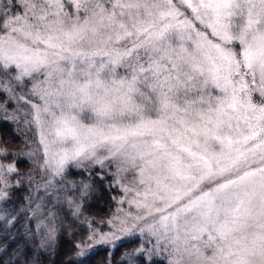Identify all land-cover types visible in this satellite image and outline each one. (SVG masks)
I'll list each match as a JSON object with an SVG mask.
<instances>
[{
    "label": "snow or ice",
    "instance_id": "snow-or-ice-1",
    "mask_svg": "<svg viewBox=\"0 0 264 264\" xmlns=\"http://www.w3.org/2000/svg\"><path fill=\"white\" fill-rule=\"evenodd\" d=\"M0 112L39 156L0 144V264L75 223L77 256L139 233L166 264H264V0H0ZM107 176L127 210L100 233L78 218Z\"/></svg>",
    "mask_w": 264,
    "mask_h": 264
},
{
    "label": "trees",
    "instance_id": "trees-1",
    "mask_svg": "<svg viewBox=\"0 0 264 264\" xmlns=\"http://www.w3.org/2000/svg\"><path fill=\"white\" fill-rule=\"evenodd\" d=\"M13 107H15V103H13ZM3 115L4 113L0 112V144L6 146L15 157L14 159L9 157L3 162L15 164L22 174H31L33 173V161L39 159V156L35 154L38 139L36 127L34 124L17 122L11 118L5 121ZM8 115L9 117L13 115L12 108H9ZM72 172L73 175L69 177L71 180H84L87 177V173H80L79 169H72ZM95 175L94 172V178ZM111 181V176L105 177L103 182L98 179L95 180L97 192L83 204L82 215L78 218L79 221H83L85 218L90 222L95 221L91 226L100 233L110 230L109 224L105 222L112 219L113 214L117 212L120 206L116 200L110 198L109 192L105 190L104 185L111 183ZM27 187V184L21 185L20 190L15 192L14 199L23 203L20 198L28 194ZM111 195L119 197L120 193L114 188ZM63 207L62 215L66 216V224L77 219L71 215L72 209H69L67 205ZM29 226L35 230L34 222L29 221ZM89 230L87 226L75 223L71 230L58 233L53 250L45 254L42 264H153V262L166 264V260L163 258H150L149 246L146 243L142 245V239L139 237L125 240L116 246L99 247L83 256H77L75 246L87 237ZM142 246L145 249L144 252L126 255L133 253L134 250Z\"/></svg>",
    "mask_w": 264,
    "mask_h": 264
},
{
    "label": "rangeland",
    "instance_id": "rangeland-1",
    "mask_svg": "<svg viewBox=\"0 0 264 264\" xmlns=\"http://www.w3.org/2000/svg\"><path fill=\"white\" fill-rule=\"evenodd\" d=\"M119 208H124L125 210H127V205H120ZM109 228H110V230L108 232L114 231V229L112 228V225L111 224H109ZM104 233H107V232H104ZM137 237H139V238L142 239V237L140 236V234L137 233L134 236H122L121 239L114 241L113 244H110V245L92 244L89 248L86 249L85 254H87L88 252L90 253L91 251H93L94 249L99 248V247H108V246L109 247H112V246H116V245L122 243L125 240L132 239V238H137ZM146 245L149 246V251L148 252L151 253V245L150 244H147V243H146ZM149 257L150 258H152V257L158 258L159 257V258L165 259V257L163 256V254H150Z\"/></svg>",
    "mask_w": 264,
    "mask_h": 264
}]
</instances>
